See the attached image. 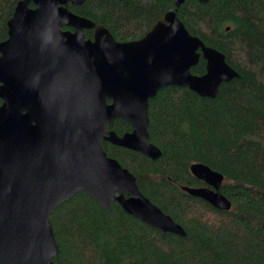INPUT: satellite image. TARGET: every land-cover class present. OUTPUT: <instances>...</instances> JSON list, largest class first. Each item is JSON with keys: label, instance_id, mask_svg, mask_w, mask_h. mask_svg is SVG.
I'll list each match as a JSON object with an SVG mask.
<instances>
[{"label": "water", "instance_id": "1", "mask_svg": "<svg viewBox=\"0 0 264 264\" xmlns=\"http://www.w3.org/2000/svg\"><path fill=\"white\" fill-rule=\"evenodd\" d=\"M83 1L18 0L0 41V264H54L50 215L78 191L107 210L116 201L163 234L185 235L102 143L156 159L161 150L149 139V98L170 85L214 97L237 75L221 51L178 18L184 0H174L173 9L130 41L115 40L104 25L68 8ZM200 57L205 71L194 74ZM118 118L131 130L119 135L110 129ZM190 171L205 185L183 190L230 208L220 190L222 173L200 162Z\"/></svg>", "mask_w": 264, "mask_h": 264}, {"label": "trees", "instance_id": "2", "mask_svg": "<svg viewBox=\"0 0 264 264\" xmlns=\"http://www.w3.org/2000/svg\"><path fill=\"white\" fill-rule=\"evenodd\" d=\"M17 1L0 0V41ZM67 5L104 25L115 40L130 41L173 9L174 0ZM176 14L192 35L221 51L237 75L222 82L214 97L170 85L149 98V139L161 150L156 159L108 141L102 147L185 235L163 234L116 201L107 210L78 191L50 215L58 245L54 264H264V0H184ZM84 34L92 38L93 31ZM204 71L200 57L191 72ZM110 128L119 135L131 130L119 118ZM194 162L222 173L229 209L182 189L205 185L190 171Z\"/></svg>", "mask_w": 264, "mask_h": 264}, {"label": "bare ground", "instance_id": "3", "mask_svg": "<svg viewBox=\"0 0 264 264\" xmlns=\"http://www.w3.org/2000/svg\"><path fill=\"white\" fill-rule=\"evenodd\" d=\"M71 198V197H70Z\"/></svg>", "mask_w": 264, "mask_h": 264}, {"label": "flooded vegetation", "instance_id": "4", "mask_svg": "<svg viewBox=\"0 0 264 264\" xmlns=\"http://www.w3.org/2000/svg\"><path fill=\"white\" fill-rule=\"evenodd\" d=\"M111 129V128H110Z\"/></svg>", "mask_w": 264, "mask_h": 264}]
</instances>
